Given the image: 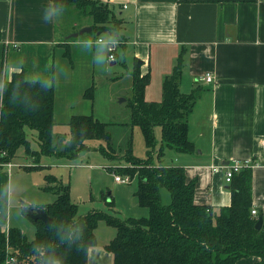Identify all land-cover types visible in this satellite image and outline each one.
<instances>
[{"label":"trees","instance_id":"trees-1","mask_svg":"<svg viewBox=\"0 0 264 264\" xmlns=\"http://www.w3.org/2000/svg\"><path fill=\"white\" fill-rule=\"evenodd\" d=\"M51 7L59 12L76 8L90 16L95 34L109 31L119 35L123 25L101 0H51ZM2 56L1 165L9 164L21 147L37 163L54 154L74 160L88 148L87 141L93 139L106 142V147L101 148L105 156L117 157L107 125L93 115L71 118V138L59 150L58 143H62L64 137L54 134V86L48 82L29 81L24 70L6 80L4 54ZM65 57L71 59L70 49L65 52ZM141 67L137 61L132 72L131 120L144 133L148 159L136 158L130 141L126 160L131 166L109 170L138 180L135 196L139 205L148 209V217L121 220L93 211L77 219L78 206L72 202L70 186L55 175H47L45 179L51 185L47 190L56 195V200L33 208L43 209L51 217V227L30 219L28 208L23 207V214L36 227V238L29 240L19 228L13 227L6 232L0 226V264L10 258L15 259L13 264H48L49 261L52 264H88L89 251L97 246L95 231L101 221L117 231L115 238L105 246V250L113 255V264H236L249 257L259 259L254 264H264V222L257 230L259 218L252 215V169H244L233 177L230 206L215 210L195 203L197 183L188 181L184 167L155 166L153 163L156 127L161 128L160 159L167 149L184 154L196 152L195 144L189 138V117L203 89L198 87L188 94L181 91L183 54L164 79L161 102L146 100L151 74H143ZM94 96L95 87L91 86L85 92V98L93 100ZM27 128L38 132L39 151L32 150ZM42 168L36 165L27 169ZM163 188L171 193V204L167 206L162 203ZM68 234H71V240L65 239Z\"/></svg>","mask_w":264,"mask_h":264},{"label":"crops","instance_id":"crops-1","mask_svg":"<svg viewBox=\"0 0 264 264\" xmlns=\"http://www.w3.org/2000/svg\"><path fill=\"white\" fill-rule=\"evenodd\" d=\"M101 1L123 21L116 42L124 48L125 57L127 52L132 56L133 69L140 61L142 73L151 74L147 101H162L164 79L181 54V91L188 94L198 87L203 89L189 117V138L196 152H171V162L165 166L184 167L188 181L197 183L195 203L218 210L231 204L226 166L234 160H251L253 210L264 221V0ZM49 8L51 0H0V66L4 54L6 80L24 70L29 81L51 79L54 88L56 81L72 84L61 98L56 95L55 102V123L60 118L65 120L62 123L69 124L73 116L83 115L77 112V105L92 101L85 98L89 88L82 84L83 90L74 101V80L76 85L79 81L74 69L69 78L63 79V73H57L55 66L43 67L30 51L56 45L63 53L70 49L72 59L80 56V61L84 52L95 55L99 45L80 39L81 36L74 41L69 38L71 35L57 39L59 11L46 19ZM15 45L22 50L26 46V55L9 66L7 55ZM207 73L214 75L213 84L199 81ZM10 163L12 168L0 167V226L6 232L19 228L27 236L34 229L23 214V200H19L23 196L15 198V164ZM28 201L32 207L50 204ZM95 234L97 246L90 249L88 264H113V255L105 246L117 232L105 231L106 238L102 240L97 230ZM258 261L249 257L236 264Z\"/></svg>","mask_w":264,"mask_h":264},{"label":"rangeland","instance_id":"rangeland-1","mask_svg":"<svg viewBox=\"0 0 264 264\" xmlns=\"http://www.w3.org/2000/svg\"><path fill=\"white\" fill-rule=\"evenodd\" d=\"M93 25V19L85 16L76 8L59 12L57 21V39H64L79 33L85 28ZM91 28V27H90ZM76 38L71 39L74 41ZM80 39H89L96 41V54L87 51L82 54L80 61L78 58L73 60L64 57L65 51H60L56 45L54 47H43L40 51L32 48L30 54L34 60H40L43 67L53 66L57 69V73H63V79L69 78L73 74H78V83L75 82V93L73 100L77 101L79 94L86 88L95 87L94 99L86 101L82 105H77L80 109L77 112L83 115L94 114V117L100 122L107 125V130L112 136V145L116 150L117 157L115 159L108 158L101 152L102 147H106V142L102 140L87 141V149L80 152L79 156L74 160L59 157L57 154L43 157L40 163L26 154L25 148L21 147L16 157L11 161L15 164V198L22 195L26 203L41 202L53 203L56 195L47 190L48 186L45 176L55 175L63 180V183L70 186L71 199L78 206L77 219L86 216L88 213L96 211L104 213L108 216L125 220L130 217L143 218L148 217L149 211L139 205L135 193L138 188V180L133 179L130 184H120L115 181V175L125 176L119 172H111L109 168H119L131 166L126 160L130 141H132L133 155L136 158L148 159V148L145 142V136L142 129L132 124L131 104L133 102V58L127 52L125 57L124 48L119 45L116 33L103 32L101 34L85 33ZM102 39L107 43H118L116 51V64L108 59V48L106 44H99L98 40ZM25 49L10 47L7 55L8 65H12L14 60L26 55ZM94 47V46H92ZM21 48V47H20ZM93 49V48H92ZM65 50V48H64ZM63 53V56H61ZM72 60V62H71ZM54 84L53 81H48ZM87 82V83H86ZM54 86V85H53ZM73 86L66 84L64 81H56L55 89L58 98L65 93L64 90ZM87 90V89H86ZM81 99V98H79ZM78 104V102H77ZM88 105V106H87ZM54 127L55 136L64 137L62 143H58V149H62L69 143L71 138V129L64 119H57ZM27 137L31 141L32 150L39 151L40 143L38 141V132L27 128ZM155 134L157 138L155 150L152 153L153 163L155 166L166 165L171 162V155L174 150H166L164 156L160 159L158 149L161 147V128L156 127ZM36 163V164H35ZM32 165L42 166V169L28 170ZM14 166V165H13ZM11 166V168L13 167ZM115 171V170H114ZM112 197L113 203L110 199ZM111 200V201H110ZM163 205L171 204V193L167 188L162 189ZM31 204V203H30ZM29 220V219H28ZM29 225L34 229L32 233L28 232L29 240L36 238V227L31 220ZM100 225V226H99ZM98 225L97 233L99 239L106 238L105 231L111 229L117 232L115 228H110L106 222L101 221ZM96 235V234H95Z\"/></svg>","mask_w":264,"mask_h":264},{"label":"built area","instance_id":"built-area-1","mask_svg":"<svg viewBox=\"0 0 264 264\" xmlns=\"http://www.w3.org/2000/svg\"><path fill=\"white\" fill-rule=\"evenodd\" d=\"M98 43L99 44H106L102 39H99L98 40ZM116 44L118 43H107V48H108V59L109 61H112V62H115L117 57H116V51H117V46ZM7 46H9V44L7 43L6 44ZM14 48H18V46H14ZM5 65H6V62H5ZM5 70V68H4ZM5 73V72H4ZM200 82H203L207 85H210V84H213L214 81H215V77L213 74L211 73H207L205 74L204 76H202L200 79H199ZM0 166H9L11 167L12 165L11 164H4V165H1ZM254 166V163L251 161V160H234L232 162H230L227 166H226V181L227 183H231L233 177L240 173L242 170L244 169H252ZM132 178L127 175V176H121V175H115V181L117 183H120V184H130L132 182ZM252 215L254 217H257V211L256 210H252ZM15 262V259L14 258H10L6 261L5 264H13Z\"/></svg>","mask_w":264,"mask_h":264},{"label":"water","instance_id":"water-1","mask_svg":"<svg viewBox=\"0 0 264 264\" xmlns=\"http://www.w3.org/2000/svg\"><path fill=\"white\" fill-rule=\"evenodd\" d=\"M92 32V28H85L82 31H80L79 33H75L72 34L69 38H78L79 36L84 35L85 33H91ZM100 34V33H99ZM114 64V63H112ZM22 206L25 208H28V213L27 216L32 219L33 221H42L45 226L47 228H50L53 220L51 219V217H49V215L43 210V209H37L35 210L29 203H26L24 201H22ZM263 217L260 216L258 219V222L256 224V229L260 230L262 225H263Z\"/></svg>","mask_w":264,"mask_h":264},{"label":"clouds","instance_id":"clouds-1","mask_svg":"<svg viewBox=\"0 0 264 264\" xmlns=\"http://www.w3.org/2000/svg\"><path fill=\"white\" fill-rule=\"evenodd\" d=\"M56 11H57L56 9L49 8L45 13V18L51 19L56 14ZM71 238H72L71 234L65 236V239L71 240ZM48 264H52V262L49 261Z\"/></svg>","mask_w":264,"mask_h":264},{"label":"bare ground","instance_id":"bare-ground-1","mask_svg":"<svg viewBox=\"0 0 264 264\" xmlns=\"http://www.w3.org/2000/svg\"><path fill=\"white\" fill-rule=\"evenodd\" d=\"M9 164H11V163H9ZM12 165V164H11Z\"/></svg>","mask_w":264,"mask_h":264}]
</instances>
